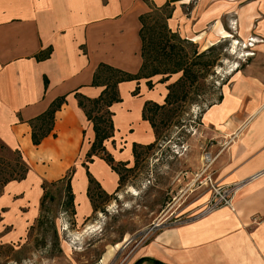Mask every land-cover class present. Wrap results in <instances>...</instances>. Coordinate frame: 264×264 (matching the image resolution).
Returning <instances> with one entry per match:
<instances>
[{
  "label": "crops",
  "instance_id": "1",
  "mask_svg": "<svg viewBox=\"0 0 264 264\" xmlns=\"http://www.w3.org/2000/svg\"><path fill=\"white\" fill-rule=\"evenodd\" d=\"M152 1L160 7L168 0ZM172 6L167 25L182 38L205 37L212 44L220 32H231L240 41L257 40L223 86L220 101L202 113L203 127L225 140L207 170L194 174L190 191L195 196L185 220L154 231L129 264L140 258L165 264H264V0H199L187 12L188 0ZM148 10L143 0H0V141L19 149L30 167L24 180L9 182L0 195V222L13 225L9 238L20 239L38 217L42 181L58 180L71 167L75 223L84 224L95 214L83 166L94 131L75 94L100 95L103 87L92 85L100 64L139 72V17ZM231 15L236 30L227 22ZM160 79L150 78L151 89L145 78L119 83L121 102L110 108L114 135L104 143L116 162L131 166L133 144L155 140L141 112L146 101L162 104L166 86L176 80ZM61 96L66 102L55 113L52 133L34 146L28 121ZM87 167L107 194L116 191L119 177L104 160L94 157ZM208 175L213 185L233 189V210L221 205L204 211L212 197ZM111 256L108 251L100 263ZM65 264L76 263L67 258Z\"/></svg>",
  "mask_w": 264,
  "mask_h": 264
},
{
  "label": "rangeland",
  "instance_id": "2",
  "mask_svg": "<svg viewBox=\"0 0 264 264\" xmlns=\"http://www.w3.org/2000/svg\"><path fill=\"white\" fill-rule=\"evenodd\" d=\"M198 1L188 0L184 11ZM227 22L232 30H236V17L231 15ZM233 36L231 32H220L212 44L205 37L204 40H189L199 53L205 51L203 62L209 66L173 120L174 124L161 130L160 139L142 156L139 166L124 173V184L110 198L100 202L98 211L84 224L71 222L58 191L52 188L55 201L50 208L57 215L55 225L62 250L60 254L50 256L41 247L39 231L29 233L27 228L20 239L9 238L7 234L11 233L13 225L0 222V264H65L67 258L76 264H101L108 251L112 256L105 264H129L136 249L148 241L154 231L185 220L184 211L191 203L192 195L195 196L190 191L194 174L201 172L210 159L213 160L225 140L203 127L202 113L217 103L223 86L229 84L231 74L239 65H244L257 40L249 37L240 41ZM149 37L155 39L156 35ZM185 49L190 53L189 46L185 45ZM180 75H171L170 79H177ZM199 180L200 177L196 179L195 188ZM154 224L157 226L151 229ZM46 242L51 246L50 236L46 237Z\"/></svg>",
  "mask_w": 264,
  "mask_h": 264
},
{
  "label": "trees",
  "instance_id": "3",
  "mask_svg": "<svg viewBox=\"0 0 264 264\" xmlns=\"http://www.w3.org/2000/svg\"><path fill=\"white\" fill-rule=\"evenodd\" d=\"M143 1L147 3L149 10L139 17L142 41V64L139 72L133 75L100 64L96 68L92 80L93 86L103 87L100 95L91 99L78 93L75 94L78 106L85 113L87 120L92 123L94 131V140L83 162L88 179L87 196L94 213L98 211L99 203L110 198V195L101 188V185L90 174L87 164L91 163L94 157L104 160L119 177L117 191L124 184L125 174L135 170L141 163L142 156L158 142L161 130L174 124L173 120L192 95V89L202 78V72L209 66V63L203 62L205 51L199 53L191 41L181 38L167 25V21L173 12L172 4L178 0H168L160 7L155 6L152 0ZM152 34L156 35L155 39L149 37ZM185 45L192 49H190V53L185 49ZM177 73H181V75L166 86L167 94L163 103L146 101L142 108V119L150 124L155 140L147 145L133 144V164L131 166H128L127 162H116L112 154L106 150L104 143L114 135L113 112L110 108L114 103L121 102L118 90L119 83L132 80L139 81L145 78L148 79L147 87L151 89L153 87L150 81L151 77L162 75L163 77L159 82L164 83L171 75ZM44 86H47L46 79H44ZM138 93V88H135L132 94L137 95ZM220 99L221 97L218 101ZM65 102L66 96L57 97L43 113L28 121L31 127V141L34 146H38L45 137L52 133L55 113ZM2 153L8 155L3 156ZM29 170V164L24 159L22 152L19 149L11 150L0 141V195L5 185L12 181L24 180ZM74 171L75 168L71 167L58 180H43L41 183L42 196L39 202V214L29 227V233L32 231L41 233V247L49 252L50 256L62 252L55 225L57 215L50 208V205L55 201L52 188L58 191L60 200L64 203V210L67 211L71 222L75 224V209L71 189ZM47 236L51 238V246L46 242ZM144 262L145 264H165L152 258H140L133 264Z\"/></svg>",
  "mask_w": 264,
  "mask_h": 264
},
{
  "label": "built area",
  "instance_id": "4",
  "mask_svg": "<svg viewBox=\"0 0 264 264\" xmlns=\"http://www.w3.org/2000/svg\"><path fill=\"white\" fill-rule=\"evenodd\" d=\"M208 158H209V156H207V159ZM208 167H209V163L205 166V171L207 170ZM206 180H207V183L210 187L212 197L208 201L204 211H209V210L215 209L221 205L227 206L231 210H233L232 203H231L233 189L222 188V187H218L216 185H213L210 175H208L206 177Z\"/></svg>",
  "mask_w": 264,
  "mask_h": 264
},
{
  "label": "water",
  "instance_id": "5",
  "mask_svg": "<svg viewBox=\"0 0 264 264\" xmlns=\"http://www.w3.org/2000/svg\"><path fill=\"white\" fill-rule=\"evenodd\" d=\"M157 225L156 224H154L153 226H152V228L151 229H153L154 227H156Z\"/></svg>",
  "mask_w": 264,
  "mask_h": 264
}]
</instances>
